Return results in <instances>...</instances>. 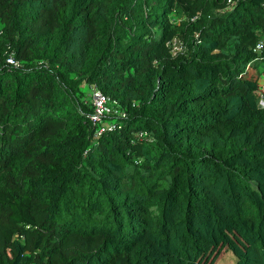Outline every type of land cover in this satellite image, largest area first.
<instances>
[{
	"label": "trees",
	"instance_id": "16d2710c",
	"mask_svg": "<svg viewBox=\"0 0 264 264\" xmlns=\"http://www.w3.org/2000/svg\"><path fill=\"white\" fill-rule=\"evenodd\" d=\"M185 1L0 0V264H264V0Z\"/></svg>",
	"mask_w": 264,
	"mask_h": 264
},
{
	"label": "built area",
	"instance_id": "2783aa9c",
	"mask_svg": "<svg viewBox=\"0 0 264 264\" xmlns=\"http://www.w3.org/2000/svg\"><path fill=\"white\" fill-rule=\"evenodd\" d=\"M228 3L233 4V0H228ZM255 52L258 54L254 62L264 61V40L258 42L255 47ZM8 63L12 65H18V62L11 55L8 58ZM259 95H260V106H264V75L261 77L259 82ZM90 99L93 105L94 111L90 115V119L94 124H101L105 119L110 116L117 115L119 117H125V114L120 110L118 100L112 99L102 92L96 86L90 87ZM115 128L114 125L109 126V129ZM106 130L105 126L99 128V133H103Z\"/></svg>",
	"mask_w": 264,
	"mask_h": 264
},
{
	"label": "rangeland",
	"instance_id": "374dc122",
	"mask_svg": "<svg viewBox=\"0 0 264 264\" xmlns=\"http://www.w3.org/2000/svg\"><path fill=\"white\" fill-rule=\"evenodd\" d=\"M180 7H178V15H179V20L180 21H185L188 19V14H187V11H188V6H187V3L185 0H182V2L179 4ZM232 5H229L228 3V8H231ZM159 31L156 29L155 30V34H157ZM186 50V47L184 45V43L181 41V40H177L175 43H174V48H173V51L177 54L178 52L179 53H184V51ZM88 94L90 95V90L88 92ZM216 264H235V257L233 255V253L231 251H227L225 250L218 262Z\"/></svg>",
	"mask_w": 264,
	"mask_h": 264
}]
</instances>
